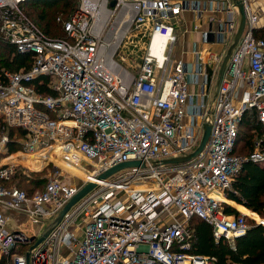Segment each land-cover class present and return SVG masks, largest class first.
<instances>
[{"label":"built area","instance_id":"built-area-1","mask_svg":"<svg viewBox=\"0 0 264 264\" xmlns=\"http://www.w3.org/2000/svg\"><path fill=\"white\" fill-rule=\"evenodd\" d=\"M24 1L0 0V41L23 55L17 60L10 55L16 69L0 66V121L25 131L13 139L0 131V154L10 156L7 146L17 141V152L35 155L40 163L55 156L74 166L84 159L93 167L85 181L95 180L96 186L30 249L40 235L31 240L25 231L9 230L6 209L24 211L45 228L80 185L51 177L29 195L1 183L14 168L0 163V251L11 255L10 264H214V257L189 251L184 220L198 216L210 224L215 239L230 243L248 228L245 214L226 213L215 195L230 187L243 162L264 163L262 138L254 139L248 154L233 152L248 108L264 123V39L253 34L264 24V0H242L245 28L210 111L212 70L218 71L237 24L232 0L203 6L199 0H81L62 22L64 37L42 31L24 13ZM207 7L225 13L201 34L202 43H219L220 52L195 44L192 61L172 58L171 18ZM117 16L141 36L148 33L135 72L116 59L121 48L131 47L128 28L109 34ZM155 34L166 37L158 52L150 48ZM47 87L51 93L41 91ZM203 122L210 133L196 156L160 162L192 151ZM131 159L144 166L96 178ZM20 245L29 246L12 252Z\"/></svg>","mask_w":264,"mask_h":264},{"label":"trees","instance_id":"trees-1","mask_svg":"<svg viewBox=\"0 0 264 264\" xmlns=\"http://www.w3.org/2000/svg\"><path fill=\"white\" fill-rule=\"evenodd\" d=\"M76 4L77 0H25L22 7L26 5L33 7L25 14L29 18L31 15L34 16V20L30 19L46 34L53 37H64L66 33L63 23H58L56 18L59 13L65 15L67 8L72 9ZM253 34L255 37L264 39V24L254 28ZM13 49V46L0 41V66L4 65L10 69L17 68V65L12 63L13 60H10V55H14L16 60L21 59L23 55L14 53ZM41 91L52 92L48 87L42 88ZM0 131H7L12 139L25 135V131L21 128L7 126L2 121H0ZM252 138L264 140V123L258 119L255 108H248L239 122L233 152L240 154L251 152L254 149ZM19 149H21V144L17 141H12L7 146L8 153ZM32 174L29 178L20 168L9 179L1 180V183L5 186L12 185L25 189L30 195L36 189H43L46 183V180H42L39 176L36 177L37 173L32 172ZM12 180L15 182L12 183ZM224 195L227 199L238 203L239 210H252L264 218V163L252 160L243 162L230 187L224 190ZM221 199L225 198L221 195ZM237 208L223 202V209L226 213L237 214L239 213ZM189 223L190 252L214 257V264H264L263 223L252 220L248 223L246 231L235 237L232 243L215 239L210 224L198 216H192Z\"/></svg>","mask_w":264,"mask_h":264},{"label":"rangeland","instance_id":"rangeland-1","mask_svg":"<svg viewBox=\"0 0 264 264\" xmlns=\"http://www.w3.org/2000/svg\"><path fill=\"white\" fill-rule=\"evenodd\" d=\"M81 0H77V4L72 8V9H68L67 8V13L64 15L62 13L58 14V17L56 18V21L60 24H62L61 22H63L68 16L69 14L74 10V8L76 6L79 5ZM23 11L24 13H28L29 10H32L33 7L26 5L24 7ZM26 9V10H25ZM30 18L32 20H34V16H30ZM171 22L173 23L174 26V34H175V42L173 43L172 47H171V55L172 58H177L178 55V51L179 49L175 52L176 48H178L180 46V42L183 39V34L185 32L184 30V26L183 23L181 21V17L180 16H173L171 18ZM127 21H124L120 18V16H117L115 19V22L113 23L112 27H111V31L109 32L110 35L112 34H119L121 35L123 33L124 30H126L127 28L130 31V36L128 38H126V44L130 45L131 47H126L125 48H121L118 53L116 54V59L119 60L120 62H122V64L129 69L130 71L135 72L136 70H134L135 64L136 63H140L142 56L144 55L147 45H148V33L147 35H145V37L141 36V33H139L137 31V29L133 28L134 25H131L128 27L127 25ZM144 29V33H146V27L143 28ZM134 33H137L136 35H134ZM62 35V33H61ZM127 45V46H128ZM155 46H157V43L153 40L151 41V45L150 48L151 49H155ZM121 56H125V59L123 60L121 58ZM215 78V76H214ZM255 138H252V140L254 141ZM20 150V149H19ZM33 156L35 155H25L19 152H14L13 156L8 157V162H6V165H10L13 166V170L14 172L17 169L22 168L25 172V174L27 175V177L31 178L32 177V172L33 173H37L36 177L39 176L42 180H46L54 177L57 178L58 180L65 182V183H70V184H77L82 186L86 181L85 179V174L87 173V171H92L93 167L90 165V163H88L86 160L81 159L79 162V165H67L66 163L62 162L61 160H58L57 157L53 156L52 159H47L43 162L40 163L39 159L33 158ZM27 166V167H26ZM31 167V168H30ZM75 167V168H74ZM77 167V168H76ZM33 168V169H32ZM32 174V175H31ZM121 174V173H120ZM118 174L117 176H113L114 178H118V176L120 175ZM15 182V180H12V183ZM149 182V181H147ZM223 198L226 199L225 195H223ZM223 199V200H225ZM226 203H228L227 201H224ZM230 204H232L231 202H229ZM250 210V209H249ZM242 213L245 214L247 223H250L252 220L254 222H260L261 219H264L261 215H259L258 213L253 212L252 210L248 211L246 209H241ZM172 212L174 213L175 210H172ZM240 213V212H239ZM191 218L184 220V224H185V228L188 231V227H189V221Z\"/></svg>","mask_w":264,"mask_h":264},{"label":"crops","instance_id":"crops-1","mask_svg":"<svg viewBox=\"0 0 264 264\" xmlns=\"http://www.w3.org/2000/svg\"><path fill=\"white\" fill-rule=\"evenodd\" d=\"M199 2H200L201 6H203V4L205 2L207 5L210 4V0H199ZM216 2L220 3L221 1H214L213 4L216 5ZM202 9L203 10L200 11L201 12L200 14L193 11V10H189V9L183 10L182 12H180L178 14V16L181 17V21L183 23L185 32L183 34L184 37H183L182 41L180 42V46L178 48H176V50H175V52H176L179 49V51H178L179 56L175 59L181 58L185 61H192V59L194 58V54L192 52V49H193V46L195 44H197V46H199L202 49H204V48L205 49H211V50L217 51V52H220V50L222 49V46L219 43H214V44L202 43L201 42V34H202V31L204 29H207L208 22L210 20H212L214 22L215 19H222V18H224L225 13L213 11L209 7H207L206 9L205 8H202ZM195 26H196V28H195ZM212 72H213V75L215 74V76H216L217 71L212 70ZM17 151H19V150H17ZM3 155L4 154H0V163L3 165H6V162H8V159H9L8 157L13 156L14 152L10 153V156L5 155L4 157H2ZM9 186H12V185H9ZM217 193H220V192H217ZM220 194L224 195V192L220 193ZM222 201L223 202L227 201L228 203L231 202L232 203L231 205H233L235 208H237L238 203H236L232 200H229L226 198L225 200H222ZM238 211L242 212L239 209H238ZM6 212L9 216L7 223H6V226L9 230H12V231L22 230V231H25L27 234H30V236H32V235L39 236L43 232L44 227L42 228V226L40 227L39 225L34 224L30 220V218L26 212L21 211V210H14V209H6ZM28 246L27 245H20L19 247L16 246L12 250V252L13 251H19V250H25L28 248ZM10 259H11L10 254L6 255L2 251H0V264H10V262H11Z\"/></svg>","mask_w":264,"mask_h":264},{"label":"water","instance_id":"water-1","mask_svg":"<svg viewBox=\"0 0 264 264\" xmlns=\"http://www.w3.org/2000/svg\"><path fill=\"white\" fill-rule=\"evenodd\" d=\"M233 1V7L236 12V19L237 24L234 31V34L231 38V41L229 42L228 46L225 49V52L223 54V57L221 59V62L218 67L217 75L215 78L214 86H213V92H212V98L210 102L209 111L212 108V105L216 99V95L218 93L219 85L221 83L222 77L224 75L228 60L232 52L234 51L235 47L237 46L239 39L243 33V30L245 28L246 23V13L243 6L242 0H232ZM210 133V125L207 122H203L201 126V134L200 138L198 140V143L196 147L190 151L186 152L182 155L178 156H172V157H166L162 158L160 160L161 163L168 164V163H180L185 162L189 159H192L194 156H196L204 147L208 136ZM153 164H157L158 162L156 160H152ZM144 166V162L141 160H126L119 162L117 164H114L110 166L109 168L101 171L96 175L97 179L104 180L108 179L111 175H113L115 172L126 169L133 166ZM96 186L95 180H89L86 183H84L82 186H80L79 190L76 192V194L68 201L66 204L57 212V214L48 222V224L43 229V232L40 234L39 237L36 238V240L32 243L30 246V249L40 244L47 236V234L54 228V226L58 223V221L61 219L63 214L72 206L74 205L79 199H81L86 193H88L93 187ZM34 235L31 236V240L34 239ZM237 237V236H236ZM28 255V252H27Z\"/></svg>","mask_w":264,"mask_h":264},{"label":"bare ground","instance_id":"bare-ground-1","mask_svg":"<svg viewBox=\"0 0 264 264\" xmlns=\"http://www.w3.org/2000/svg\"><path fill=\"white\" fill-rule=\"evenodd\" d=\"M153 40L157 43V46H155V49H152V50L155 51V52L160 51V49H162L163 46H164L165 43H166V37H163V36H160V35H157V34H155V35L153 36V39H152L151 41H153ZM26 155H29V156H30V154H26ZM76 168H77V167H76ZM129 188H143V187H142V185H141V186H139V185H132V186H129ZM221 195H222V194H220V193H216L215 196H216L219 200H223V199H221ZM222 196H223V195H222ZM261 221L264 222V219H261Z\"/></svg>","mask_w":264,"mask_h":264}]
</instances>
